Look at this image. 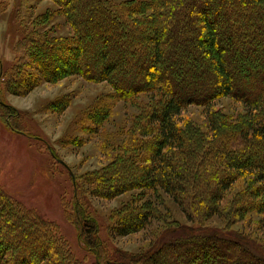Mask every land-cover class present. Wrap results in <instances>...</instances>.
<instances>
[{"label":"trees","instance_id":"obj_1","mask_svg":"<svg viewBox=\"0 0 264 264\" xmlns=\"http://www.w3.org/2000/svg\"><path fill=\"white\" fill-rule=\"evenodd\" d=\"M49 1L56 10L40 18L51 20L59 13L71 36L41 33L29 41L26 64L18 66L10 80L0 79L6 121L19 115L2 102L3 89L25 93L39 80L52 83L68 76L106 82L120 101L132 102L140 94L150 97L143 119L155 130H142L141 135H158L141 143L133 158L124 155L104 169L96 183L103 186L106 198L138 188L161 189L180 203L199 196L202 213L213 208L210 201L218 200L213 198L218 190H226L242 171H257V180L264 182V0H149L122 5L108 0ZM2 69L0 65V78ZM223 97L241 103L244 118L230 124L214 111L213 103ZM190 105L208 109L207 132L188 134L178 128L176 118ZM140 151L148 154L146 159L133 162ZM74 178L79 240L100 264H107L97 225L82 213ZM152 207L145 200L123 210L116 224L119 234L142 231L151 219H158ZM229 234H192L162 242L145 254H128L127 259L132 264H264V256ZM0 264H72L56 228L1 188Z\"/></svg>","mask_w":264,"mask_h":264},{"label":"rangeland","instance_id":"obj_2","mask_svg":"<svg viewBox=\"0 0 264 264\" xmlns=\"http://www.w3.org/2000/svg\"><path fill=\"white\" fill-rule=\"evenodd\" d=\"M108 1L122 5L149 0ZM55 10L49 0H0L1 81L10 80L18 66L26 64L25 47L37 34L71 36L59 13L51 20L40 18ZM1 98L19 116L8 122L0 107V188L18 205L56 228L72 264H100L97 255L79 240L74 220V177L78 179L82 213L97 225L96 236L107 264H132L128 254H145L162 242L212 231L230 233L231 238L264 256V182L257 180V171H242L226 190H218L213 197L218 200L210 201L213 208L202 213L197 195L180 203L161 189L138 188L110 198L101 194L103 186L99 188L96 180L104 169L124 155L133 158L141 143L158 137L156 132L141 135L142 130H155L143 119L148 112V95L124 102L115 97L106 82L68 76L52 83L39 80L25 93L3 89ZM212 109L228 118L230 124L246 115L242 104L230 97L216 100ZM206 111L201 106H187L176 118L178 128L188 134L189 130L207 132ZM139 153L133 162L141 163L148 155ZM145 200L153 204L159 218L151 219L142 231L120 235L116 224L123 210L141 206Z\"/></svg>","mask_w":264,"mask_h":264}]
</instances>
